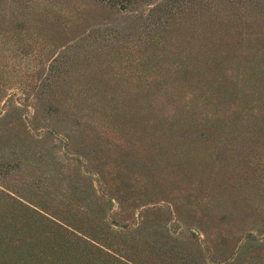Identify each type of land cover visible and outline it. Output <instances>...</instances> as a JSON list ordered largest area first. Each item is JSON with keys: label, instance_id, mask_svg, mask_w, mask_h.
<instances>
[{"label": "rangeland", "instance_id": "374dc122", "mask_svg": "<svg viewBox=\"0 0 264 264\" xmlns=\"http://www.w3.org/2000/svg\"><path fill=\"white\" fill-rule=\"evenodd\" d=\"M64 231L264 264V0H0V264Z\"/></svg>", "mask_w": 264, "mask_h": 264}, {"label": "trees", "instance_id": "16d2710c", "mask_svg": "<svg viewBox=\"0 0 264 264\" xmlns=\"http://www.w3.org/2000/svg\"><path fill=\"white\" fill-rule=\"evenodd\" d=\"M57 228L59 229V227ZM11 231H15V229H9L7 232L9 242H13L12 235H15ZM37 233V229H34L33 226H30L29 229H23L24 237H41L38 236ZM68 235L69 238L64 231V234L60 238L48 240L45 244V240L39 238L38 242L32 243L29 240L28 243H21V245H18L16 248L19 249L20 254L24 253V255H29L25 258L29 264H83L82 261L85 262L86 260L83 256V252L80 250L81 243L79 237L71 233H68ZM63 237L68 239H63ZM24 241L26 242L24 238H21V242ZM16 259L15 256L13 260L16 261ZM104 259L110 262V264L116 262L115 260L113 262L109 260L111 259L109 254H107V257H104ZM85 264H87V262H85Z\"/></svg>", "mask_w": 264, "mask_h": 264}]
</instances>
